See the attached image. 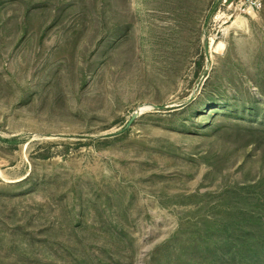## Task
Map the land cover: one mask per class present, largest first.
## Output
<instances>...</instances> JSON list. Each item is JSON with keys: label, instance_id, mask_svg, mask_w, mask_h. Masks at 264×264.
Returning <instances> with one entry per match:
<instances>
[{"label": "rangeland", "instance_id": "1", "mask_svg": "<svg viewBox=\"0 0 264 264\" xmlns=\"http://www.w3.org/2000/svg\"><path fill=\"white\" fill-rule=\"evenodd\" d=\"M0 264H264V7L0 0Z\"/></svg>", "mask_w": 264, "mask_h": 264}, {"label": "built area", "instance_id": "2", "mask_svg": "<svg viewBox=\"0 0 264 264\" xmlns=\"http://www.w3.org/2000/svg\"><path fill=\"white\" fill-rule=\"evenodd\" d=\"M235 4L241 12L251 13L264 7V0H235Z\"/></svg>", "mask_w": 264, "mask_h": 264}, {"label": "water", "instance_id": "3", "mask_svg": "<svg viewBox=\"0 0 264 264\" xmlns=\"http://www.w3.org/2000/svg\"><path fill=\"white\" fill-rule=\"evenodd\" d=\"M135 118V115H132L130 121L127 123V126L130 125V123L132 122V120Z\"/></svg>", "mask_w": 264, "mask_h": 264}]
</instances>
